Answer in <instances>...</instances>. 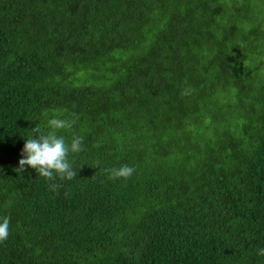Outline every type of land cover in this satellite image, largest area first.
<instances>
[{
	"label": "trees",
	"instance_id": "trees-1",
	"mask_svg": "<svg viewBox=\"0 0 264 264\" xmlns=\"http://www.w3.org/2000/svg\"><path fill=\"white\" fill-rule=\"evenodd\" d=\"M53 111L72 180L17 170ZM2 216L0 264H264V0H0Z\"/></svg>",
	"mask_w": 264,
	"mask_h": 264
},
{
	"label": "clouds",
	"instance_id": "clouds-1",
	"mask_svg": "<svg viewBox=\"0 0 264 264\" xmlns=\"http://www.w3.org/2000/svg\"><path fill=\"white\" fill-rule=\"evenodd\" d=\"M43 126L36 124L32 128V134L26 137L19 168L23 171L25 166L34 169L35 172L49 181L57 178L60 180H72L77 175V167L70 157L84 150V136L72 132L71 136L64 133L70 132L77 124L78 117L73 114L45 113ZM99 165V161H97ZM110 179L130 178L135 168L128 164L105 169ZM60 187L57 183H50L53 191ZM10 234V218L0 217V242L8 239ZM257 254L264 257V247L257 248Z\"/></svg>",
	"mask_w": 264,
	"mask_h": 264
}]
</instances>
